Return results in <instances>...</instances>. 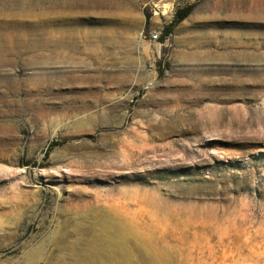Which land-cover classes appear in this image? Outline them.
Returning <instances> with one entry per match:
<instances>
[{"label": "rangeland", "instance_id": "obj_1", "mask_svg": "<svg viewBox=\"0 0 264 264\" xmlns=\"http://www.w3.org/2000/svg\"><path fill=\"white\" fill-rule=\"evenodd\" d=\"M75 1L0 6V22L22 25L75 16L60 52L0 65V264H264V13L243 19L232 0L63 6ZM126 8L127 34L113 28ZM112 30V45L85 37ZM33 31L17 38L52 29ZM51 105L68 117L42 121Z\"/></svg>", "mask_w": 264, "mask_h": 264}, {"label": "bare ground", "instance_id": "obj_2", "mask_svg": "<svg viewBox=\"0 0 264 264\" xmlns=\"http://www.w3.org/2000/svg\"><path fill=\"white\" fill-rule=\"evenodd\" d=\"M18 1L24 2L25 0H17V1L16 0H0V6H3L5 4V2H8L9 5H14ZM232 1H233L231 3V5L233 6V8H231L232 11L234 12V14H237L240 17L242 16L243 19H257L258 17L262 16V14L264 13V0H232ZM113 3H115V2L113 1L112 3H110V2L105 1V0H102V1L101 0H93V1L82 0L81 2L80 1L79 2H76V1L75 2H66L63 6L66 9H70V10L76 9V8H83L84 9V8L91 7V6L100 9L102 6H107V5L112 6ZM128 3H129V5L131 4L130 0H129V2H127V4ZM117 4H118L117 6L119 9H121L120 7H122L121 10H123V8L126 7V6H124L125 4H119V3H117ZM113 6H115L114 8H116V5H113ZM166 7H168V6H166ZM118 8H117V10H118ZM218 8L220 9L221 6L219 5ZM91 9H92V7H91ZM125 10H124L125 11L124 21H119V22L114 21L113 23L117 22L116 23L117 26H115L113 28L115 29L117 27H120V28L122 27L123 30L126 29L125 32L127 34V32H129L131 30V26H130L131 18L128 14L129 9L126 8ZM54 13H55L54 16H52L51 18H44L42 20L43 22H39V21H41V19L34 14H26V17L27 18L31 17V19L33 21H37V19H38V22L35 24L33 22H26L28 25H22L17 20L20 17L17 14H13V17L10 18L9 21L0 22V65H1V62H3L2 59L4 58V56L10 55V54L20 55V54H23L24 51L34 53L38 49L49 50L48 48H50V47L52 49L58 50L60 52L59 49L66 47L70 38L74 37L73 32H72L73 30L71 29L70 26L68 27V25H67L68 24L67 20H69L70 18H73L75 16L73 14H70V13L68 14L67 12H64V13L54 12ZM240 13H242V15ZM4 14H5V12L3 11V9L2 10L0 9V21L2 18L5 17ZM59 22H62V23H59ZM50 28L52 29V31H50L49 37L46 36V38H40V37H37L36 34H34L32 39L29 40V39H27V36H28L27 33H26L27 35L23 34V36H21V38H17V36H18L17 33L28 30V29L34 30L33 32L44 33L43 35H46L47 30ZM113 31L114 30L110 31L109 33L108 32H102V33L88 32L85 35V37L94 38L96 43H97L99 38H101V39L104 38L103 39L104 42L110 43L112 45V44H114V39H115L114 38L115 33ZM243 33H244V31H243ZM15 34H17V35H15ZM235 35L232 34L231 36L234 37ZM236 37H237V35H236ZM257 38L258 37L255 35V38H253V39H257ZM240 39H242V38H240ZM13 43H16V44L18 43L19 48L15 47L13 45ZM52 49H50V50H52ZM56 54L58 56V53H56ZM53 56H55V55H53ZM57 56H55V57H57ZM50 59L52 61V59H54V58L50 57ZM31 65H35V63H31ZM61 76L62 77H60L61 78L60 80H63V79L65 80L67 77V75H65V74L61 75ZM46 78H47V82L51 83V82H53V80L56 77L50 76V77H46ZM44 79L45 78H43V77L42 78L39 77L38 80L36 79L34 81L37 84V90H38L39 86H42V84L45 83ZM6 85L15 87L12 80H9V82L6 83ZM37 112L40 113L41 120L46 122V121H49L48 117L51 116V114H55V113H59V115L61 116L60 118H67L68 114H65V112L70 113V108H69V105H51V106H47V107H45V106L39 107L37 109ZM89 122H90V119H89ZM5 126L0 124V132L6 130Z\"/></svg>", "mask_w": 264, "mask_h": 264}, {"label": "trees", "instance_id": "obj_3", "mask_svg": "<svg viewBox=\"0 0 264 264\" xmlns=\"http://www.w3.org/2000/svg\"><path fill=\"white\" fill-rule=\"evenodd\" d=\"M188 16V11H183L179 14L176 15L174 21L168 26L165 28L163 34H162V37L164 39L168 38L169 35L172 33V31L174 30V28L179 25L181 22H183L186 17ZM53 146H56V145H53Z\"/></svg>", "mask_w": 264, "mask_h": 264}, {"label": "built area", "instance_id": "obj_4", "mask_svg": "<svg viewBox=\"0 0 264 264\" xmlns=\"http://www.w3.org/2000/svg\"><path fill=\"white\" fill-rule=\"evenodd\" d=\"M160 38H161V33L160 32H153L150 35V39L153 42H158L160 40Z\"/></svg>", "mask_w": 264, "mask_h": 264}]
</instances>
